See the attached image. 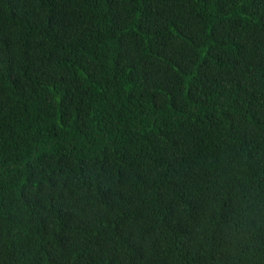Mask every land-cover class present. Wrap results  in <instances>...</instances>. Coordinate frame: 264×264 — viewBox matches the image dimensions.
<instances>
[{"label": "trees", "instance_id": "trees-1", "mask_svg": "<svg viewBox=\"0 0 264 264\" xmlns=\"http://www.w3.org/2000/svg\"><path fill=\"white\" fill-rule=\"evenodd\" d=\"M0 264H264V0H0Z\"/></svg>", "mask_w": 264, "mask_h": 264}]
</instances>
